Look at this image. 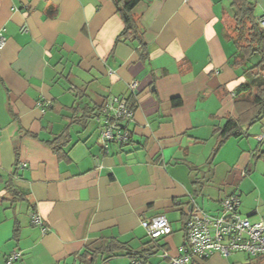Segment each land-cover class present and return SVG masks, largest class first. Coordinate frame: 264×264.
<instances>
[{
	"label": "crops",
	"instance_id": "obj_1",
	"mask_svg": "<svg viewBox=\"0 0 264 264\" xmlns=\"http://www.w3.org/2000/svg\"><path fill=\"white\" fill-rule=\"evenodd\" d=\"M254 1L264 15V0ZM132 12L146 58L136 41H116L123 22L111 0H0V264L15 251L13 264H129L132 255L168 264L164 252L181 253L190 199L219 215L220 200L239 193V212L264 223V178L251 173L264 118L215 150L244 81L232 64L231 0H138ZM131 80L129 138L104 149L94 117H74L127 98ZM62 135L70 141L58 156L46 141ZM158 214L171 233L151 240L142 221ZM109 242L119 252L107 257ZM234 263L264 261L215 252L189 264Z\"/></svg>",
	"mask_w": 264,
	"mask_h": 264
},
{
	"label": "built area",
	"instance_id": "obj_2",
	"mask_svg": "<svg viewBox=\"0 0 264 264\" xmlns=\"http://www.w3.org/2000/svg\"><path fill=\"white\" fill-rule=\"evenodd\" d=\"M264 29V15L257 19ZM22 30H26L23 26ZM6 38L0 32V50L4 47ZM128 91L137 96L138 82L131 80ZM41 105V102H38ZM95 120L99 124L102 144L106 147L109 143H124L129 138L127 123L133 119V107L128 105L126 98L112 96L108 101L98 107ZM221 213L210 215L200 210L193 199L188 202L186 215L183 222L185 241L180 247L177 256L164 252L168 264H189L196 258L204 259L215 252L224 256L232 252H241L251 259L264 261V223L262 220L251 222L247 215L239 212L240 194L234 193L222 198L219 202ZM34 225H41L40 216L31 213ZM142 226L150 239H157L171 233L170 224L163 214H158L148 221H142ZM45 231V228H42ZM20 252L15 251L8 255L5 264H13L20 259ZM130 264H141L134 258ZM239 264V263H234Z\"/></svg>",
	"mask_w": 264,
	"mask_h": 264
},
{
	"label": "trees",
	"instance_id": "obj_3",
	"mask_svg": "<svg viewBox=\"0 0 264 264\" xmlns=\"http://www.w3.org/2000/svg\"><path fill=\"white\" fill-rule=\"evenodd\" d=\"M111 1L123 22V28L118 34L116 41H136L138 43V53L142 58H146V43L143 40L142 30L132 12L138 0ZM231 7L233 23L230 28V33L235 48L232 56V64L239 68L244 77V81L237 87L235 93L234 107L237 116L236 118H228L226 125L220 132L215 150L222 145L228 137L239 136L242 127L251 126L264 118V29L261 28L257 22V19L262 15H255L254 0H231ZM126 100L128 105L135 107V96L129 93ZM172 102L178 105L180 99H174ZM98 112V108L93 110V112L86 110L85 113L81 116L74 117V119L76 118L77 121L83 122L84 124L89 118L94 117L95 119ZM69 141V136L62 135L46 141V144L54 153L61 156V154H64L63 147L67 145ZM102 147L106 149L108 145L104 147L102 144ZM254 159H260L264 162V150L257 151L256 154H254ZM17 235L18 227L16 226L14 238H17ZM113 246V242L106 244L105 250L108 255L107 257L118 254L119 251ZM130 257V262L132 259L136 258L143 264L139 256L132 255Z\"/></svg>",
	"mask_w": 264,
	"mask_h": 264
},
{
	"label": "rangeland",
	"instance_id": "obj_4",
	"mask_svg": "<svg viewBox=\"0 0 264 264\" xmlns=\"http://www.w3.org/2000/svg\"><path fill=\"white\" fill-rule=\"evenodd\" d=\"M254 126H258V125H254ZM252 165L253 166H252V172L251 173H253L255 175L257 174L256 175L257 178H260V179L262 178L263 179L264 178V175H263L264 163H263V161L262 160L261 161H257V162L253 161Z\"/></svg>",
	"mask_w": 264,
	"mask_h": 264
}]
</instances>
